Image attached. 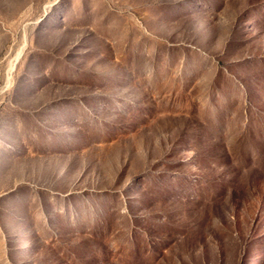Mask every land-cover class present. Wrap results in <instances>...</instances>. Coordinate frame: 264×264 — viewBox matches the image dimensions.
Returning a JSON list of instances; mask_svg holds the SVG:
<instances>
[{
  "label": "rangeland",
  "instance_id": "obj_1",
  "mask_svg": "<svg viewBox=\"0 0 264 264\" xmlns=\"http://www.w3.org/2000/svg\"><path fill=\"white\" fill-rule=\"evenodd\" d=\"M0 264H264V0H0Z\"/></svg>",
  "mask_w": 264,
  "mask_h": 264
}]
</instances>
